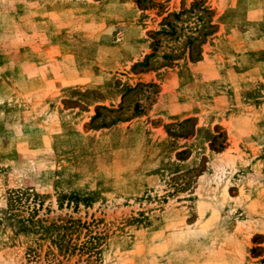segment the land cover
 <instances>
[{"label":"rangeland","instance_id":"374dc122","mask_svg":"<svg viewBox=\"0 0 264 264\" xmlns=\"http://www.w3.org/2000/svg\"><path fill=\"white\" fill-rule=\"evenodd\" d=\"M0 264H264V0H0Z\"/></svg>","mask_w":264,"mask_h":264},{"label":"trees","instance_id":"16d2710c","mask_svg":"<svg viewBox=\"0 0 264 264\" xmlns=\"http://www.w3.org/2000/svg\"><path fill=\"white\" fill-rule=\"evenodd\" d=\"M13 216L11 217H5L3 220L9 221L10 219L12 220V224L14 228L17 229V231H23V232H28V231H33L36 227V223L38 222L37 220H34L35 218L31 219H25L22 217L20 214L13 213Z\"/></svg>","mask_w":264,"mask_h":264}]
</instances>
